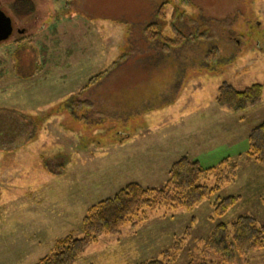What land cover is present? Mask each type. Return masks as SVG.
Here are the masks:
<instances>
[{"label": "rangeland", "instance_id": "374dc122", "mask_svg": "<svg viewBox=\"0 0 264 264\" xmlns=\"http://www.w3.org/2000/svg\"><path fill=\"white\" fill-rule=\"evenodd\" d=\"M16 1L0 0L13 27L0 42V264H36L56 239L82 236L92 205L130 182L162 187L182 156L213 169L208 187L218 171L235 176L191 209L145 208L74 264H144L175 242L169 264L209 263L216 224L264 226V165L247 154L264 122V0H31L30 13ZM149 24L184 40H148ZM223 82L261 84V102L220 107ZM227 196L237 202L216 215ZM235 256L264 264V248Z\"/></svg>", "mask_w": 264, "mask_h": 264}, {"label": "trees", "instance_id": "16d2710c", "mask_svg": "<svg viewBox=\"0 0 264 264\" xmlns=\"http://www.w3.org/2000/svg\"><path fill=\"white\" fill-rule=\"evenodd\" d=\"M13 6L18 12L26 9L30 13L34 10L31 0H17ZM158 13L163 16L162 11L158 10ZM144 32L148 40L159 39L166 46H179L184 40L180 32H176L174 38L163 36L155 24L147 25ZM91 82L92 80L87 86H90ZM261 95V84H252L237 90L229 83L223 82L217 89L216 102L220 107L240 112L259 104ZM247 154L257 163L264 165V122L251 129ZM212 170L202 168L198 161L182 156L170 166L167 181L162 187H145L137 182L127 183L113 195L99 200L87 210L82 218L81 237L68 234L56 239L50 252L36 264H74L87 245L97 241L99 235L116 234L128 221L135 223L147 219L145 208H193L218 191L223 183L232 181L235 176L234 169L225 175L224 172L218 171L215 183L208 187L202 180L206 179ZM237 199V196H227L216 201L213 205L216 215H224ZM188 230L189 227L186 228L185 234ZM179 248L180 242H175L172 251L163 252V259H153L144 264H169L174 260ZM261 248H264V226H260L252 216L241 215L229 227L224 223L216 224L206 239L201 251L203 256L215 253L219 257L217 260L209 263H197L192 260L188 264H233L236 254Z\"/></svg>", "mask_w": 264, "mask_h": 264}, {"label": "water", "instance_id": "95a60500", "mask_svg": "<svg viewBox=\"0 0 264 264\" xmlns=\"http://www.w3.org/2000/svg\"><path fill=\"white\" fill-rule=\"evenodd\" d=\"M12 30L11 18L0 9V42L8 39L12 34Z\"/></svg>", "mask_w": 264, "mask_h": 264}]
</instances>
